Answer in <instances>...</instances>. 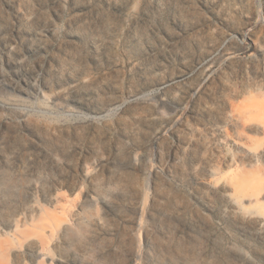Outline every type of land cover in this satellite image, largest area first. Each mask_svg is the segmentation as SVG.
<instances>
[{"label": "rangeland", "instance_id": "obj_1", "mask_svg": "<svg viewBox=\"0 0 264 264\" xmlns=\"http://www.w3.org/2000/svg\"><path fill=\"white\" fill-rule=\"evenodd\" d=\"M15 230L9 264H264V0H0Z\"/></svg>", "mask_w": 264, "mask_h": 264}, {"label": "bare ground", "instance_id": "obj_2", "mask_svg": "<svg viewBox=\"0 0 264 264\" xmlns=\"http://www.w3.org/2000/svg\"><path fill=\"white\" fill-rule=\"evenodd\" d=\"M14 185L15 184H13V180L8 179V178L5 179V181L3 182V188L6 191H10ZM14 236H15L14 239L8 238L5 241L0 240V264H9V263H7V260L9 258L10 252L12 250V246L14 245L15 242L16 243L17 242H19V243L23 242L24 238L27 236V232H25L24 230H15ZM41 262L42 261H40L39 263H41ZM27 263H28V261H27ZM27 263H26V260L24 262H22L20 260L17 262V264H27ZM39 263L37 262V264H39Z\"/></svg>", "mask_w": 264, "mask_h": 264}]
</instances>
